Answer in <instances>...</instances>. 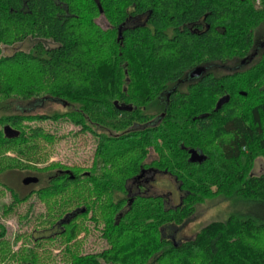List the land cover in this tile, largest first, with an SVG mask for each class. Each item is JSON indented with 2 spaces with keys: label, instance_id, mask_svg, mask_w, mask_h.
Segmentation results:
<instances>
[{
  "label": "trees",
  "instance_id": "1",
  "mask_svg": "<svg viewBox=\"0 0 264 264\" xmlns=\"http://www.w3.org/2000/svg\"><path fill=\"white\" fill-rule=\"evenodd\" d=\"M263 25L255 0H0V45L35 38L27 50L0 49V191L10 197L0 214L28 220L32 196L49 229L15 233L13 250L0 219V264H45L44 239L60 245L50 264H264V172L251 173L264 159ZM33 98L62 110L5 111ZM46 119L92 133L89 166L48 160L40 141L54 135L32 124ZM154 169L175 180L176 205L136 193ZM15 172L37 180L18 191ZM218 195L244 210L181 241L161 234ZM90 225L106 246L84 252Z\"/></svg>",
  "mask_w": 264,
  "mask_h": 264
},
{
  "label": "rangeland",
  "instance_id": "2",
  "mask_svg": "<svg viewBox=\"0 0 264 264\" xmlns=\"http://www.w3.org/2000/svg\"><path fill=\"white\" fill-rule=\"evenodd\" d=\"M96 21L104 26V20L102 17H98ZM261 32L264 31V25L261 27ZM35 41L33 37H27L21 41L1 44L0 49L3 54H8L16 49H29L32 43ZM46 45H51L50 40H42ZM238 61L232 60L224 64H216L212 67L215 72L226 71V68H230L236 65ZM39 111L52 112L54 110H62L60 103L54 98H33L31 100H16L7 110L10 112L19 111ZM41 124L46 130L54 135V139L51 142H47L43 139L40 141L41 151L48 156V160H59L68 164H77L80 166H89L92 160V154L96 144L95 137L89 131H80L79 126L73 124L66 119L51 120L46 119L40 122L34 121L32 124ZM13 152H10V154ZM13 155V154H12ZM154 156V152L150 151L147 160ZM6 163V160H3ZM264 172V159L259 156L255 159L251 173L258 174ZM9 178L13 183H9L18 191L26 190L28 183L22 182L23 176L20 173H12ZM148 178H147V177ZM147 179L142 185L137 186L136 193L145 195H160L163 197L165 206H174L177 204L178 197L180 195L177 189V184L173 177L167 173H160V171L153 170V172H146ZM0 179L4 180L1 176ZM148 191V192H146ZM9 191L2 189L0 191V204L2 202H10ZM29 201L34 203L33 213L26 221H20L17 214H9L3 216L0 214V219L4 222L7 234L10 235L12 241V249L21 244V239L15 240V233L25 232L29 233L34 230L35 235L49 234V229L43 227L44 225L38 223L34 216L41 210L43 206L37 198L30 197ZM28 202V201H27ZM27 202L18 206L17 211L21 213ZM238 201L232 199V197H225L218 195L213 198L206 199L205 201L198 203L195 206V211L191 216L186 218L180 224L166 223L161 227V234L169 236L175 241H181L182 239L191 237L200 227L212 220H224L230 212L242 209ZM244 210V209H242ZM35 213V214H34ZM37 229V230H36ZM13 233V234H12ZM12 234V235H11ZM82 250L84 252L98 251L106 246L105 240L100 236V229L90 225L89 232L85 235L83 240ZM29 242V241H28ZM60 245L56 239H44L41 241L40 252L43 255L45 264H50L54 260L61 258ZM6 264V263H5Z\"/></svg>",
  "mask_w": 264,
  "mask_h": 264
},
{
  "label": "water",
  "instance_id": "3",
  "mask_svg": "<svg viewBox=\"0 0 264 264\" xmlns=\"http://www.w3.org/2000/svg\"><path fill=\"white\" fill-rule=\"evenodd\" d=\"M201 71H202V69L200 67H196V68L192 69L188 75H189V77L198 76L201 73ZM226 99H227V95L219 97L218 100L216 101L215 108H218ZM6 128H7V126H4L5 130H6ZM36 180H37L36 176H30V175L22 178V182L25 184L30 183V182H35Z\"/></svg>",
  "mask_w": 264,
  "mask_h": 264
},
{
  "label": "built area",
  "instance_id": "4",
  "mask_svg": "<svg viewBox=\"0 0 264 264\" xmlns=\"http://www.w3.org/2000/svg\"><path fill=\"white\" fill-rule=\"evenodd\" d=\"M257 3L261 2V1H264V0H255Z\"/></svg>",
  "mask_w": 264,
  "mask_h": 264
}]
</instances>
